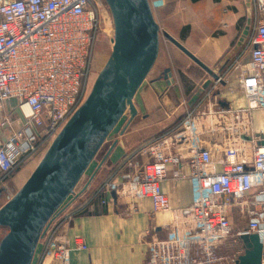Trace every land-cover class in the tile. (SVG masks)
<instances>
[{"label":"built area","instance_id":"obj_1","mask_svg":"<svg viewBox=\"0 0 264 264\" xmlns=\"http://www.w3.org/2000/svg\"><path fill=\"white\" fill-rule=\"evenodd\" d=\"M95 2L0 0V129L9 132L0 145V177L49 145L82 105L100 28ZM252 3L250 62L234 66L238 71L236 90L246 99L248 114L264 111V0ZM221 82L222 77L217 76L213 85ZM221 113L228 115L230 126L225 128L227 146L219 155L214 156L203 140L214 132L201 127L199 118L206 112H198L195 118L188 110L178 128L138 149L148 161L141 165L134 156L125 157L97 190L94 197L103 206L126 199V216L135 214L137 203L145 199L151 202L153 214L171 215L165 238H153L146 244L145 264H235L243 252L241 236L254 234L262 239L264 138L250 130L249 149L243 143L235 144L246 136L243 112ZM184 157L190 200L185 207L172 210L162 183L169 168ZM172 178L183 176L175 171ZM233 209L248 220L241 230L232 227ZM147 236V231L139 233L140 238ZM228 241L240 248L220 256L218 247ZM74 247L86 249L79 238ZM71 250L67 241L52 234L42 264H69Z\"/></svg>","mask_w":264,"mask_h":264},{"label":"crops","instance_id":"obj_2","mask_svg":"<svg viewBox=\"0 0 264 264\" xmlns=\"http://www.w3.org/2000/svg\"><path fill=\"white\" fill-rule=\"evenodd\" d=\"M148 3L158 27L157 36L148 40L143 48L144 56L153 54L152 65L144 79L137 83L114 126L90 142L89 148L94 155L86 169L92 167V176L78 191L73 190L72 199H65L67 202L64 200L43 222L27 264L44 262L45 246L52 234L71 246L69 264H145L146 244L153 238H165L171 215L153 214L151 202L145 199L137 203L135 214L126 216L129 205L126 199L103 206L98 196H94L101 184L116 173L125 157L134 156L141 165L148 161L137 152L138 149L178 128L188 110L193 111L195 118H198V112H206L199 120L203 130H214L203 138L214 156L227 146L225 128L230 124L228 115L222 111L243 112L246 136L244 134L235 144L243 143L249 149L250 130L264 136V121H259L256 116L257 112L264 111L251 114L245 111L247 101L236 90L238 71L234 69L236 63L248 66L250 62L249 38L254 23L252 0H148ZM142 25L139 23L138 27ZM100 27L102 33L95 50L104 59L99 69L91 61L89 75L93 82L88 92L85 91L84 99L91 94L115 47V25L113 30H107L100 18ZM181 48L192 54L201 66ZM206 76L210 83L203 88ZM214 76L222 77V82L216 86L213 85ZM201 84L203 91L192 101ZM13 105L12 102L10 107ZM24 111L28 113L26 109ZM8 133V130L0 129V145ZM40 161L24 183L20 179V168L1 176L0 196L5 192L6 200L0 204V211L23 189ZM175 171L183 178L174 181L172 174ZM187 174L184 157L179 165L169 168L167 180L162 183L172 210L189 203ZM103 197L107 198V195ZM235 212L239 213L233 209L232 217ZM3 226L0 228L6 233L0 242L8 233L7 227ZM142 231H147L148 236L140 238ZM77 238L83 242L85 250L75 249ZM235 248L237 246L228 241L219 246L217 252L220 256H228ZM16 251L1 255L0 264H20Z\"/></svg>","mask_w":264,"mask_h":264},{"label":"water","instance_id":"obj_3","mask_svg":"<svg viewBox=\"0 0 264 264\" xmlns=\"http://www.w3.org/2000/svg\"><path fill=\"white\" fill-rule=\"evenodd\" d=\"M118 6L127 12L115 18L114 51L85 105L75 112L64 132L72 141V150L68 151L71 157L60 159L57 156L63 149L61 135H57L47 156L40 161L23 189L0 211V225L8 229L0 242V257L17 250V261L27 264L41 225L73 193L78 174L94 155L89 148L90 142L114 126L137 83L144 79L152 65L153 54L143 55L144 45L157 36L158 31L148 0H121ZM139 23L142 27H138ZM181 50L201 66L192 54ZM209 83L205 82L203 88ZM203 88L194 94L192 101L199 97ZM260 138L264 136L260 134ZM239 240L243 252L235 264H264V235L262 239L254 234L243 235Z\"/></svg>","mask_w":264,"mask_h":264},{"label":"rangeland","instance_id":"obj_4","mask_svg":"<svg viewBox=\"0 0 264 264\" xmlns=\"http://www.w3.org/2000/svg\"><path fill=\"white\" fill-rule=\"evenodd\" d=\"M119 1H121V0H97V2H96V6H97L98 12L100 14V18L103 20L104 27H106L107 30H110V31L113 30V24L115 22V18L120 17L121 13H123V12H127V10H122L118 6ZM136 6H137V4H136ZM134 8H136V7H134ZM128 9L130 12L133 11V9H130V8H128ZM101 33H102V29L100 27L98 32H97V39H96V42H95V45L93 48V53H92V64L93 63L96 64L97 69H99V67L101 66L103 59H104V57H102V56L99 57L98 54L96 53V50H95V47H96L97 42H98V37H99V35H101ZM107 51L109 53V50H107ZM205 81H208L207 76L205 78ZM92 82H93V80L90 79V75H89L85 91L88 92V89L91 87ZM202 86H203V84H201L199 86V88L201 89ZM87 98L84 99V101H83L82 105L79 107V109L85 105ZM74 114L62 126L60 132L57 134V135H61L62 148H63V149H60L59 153L57 154V156H59L60 159H63V158L66 159L67 157H71V154L68 151L72 150V141H70L68 138H66V133H64V132L67 128H69V123L73 119ZM256 116H257L259 121H264V112H257ZM52 142L49 144V146L52 144ZM49 148L50 147L46 146L45 148L41 149L39 152H37V153L33 154L32 156H29L28 158L23 160V162H26L28 160L26 163L23 164V162H22L19 164L18 169L20 168L19 172H20V179H21L22 183H24L27 180V178L30 176L31 172L34 170L35 166L38 164L40 159L42 160L44 158V156H47ZM76 163H77V161H76ZM76 163H75V165H76ZM75 168H76V166H75ZM51 170L53 171V169H51ZM91 170H92V167L87 168V169L85 168L83 170V172L78 174V176H77V178L73 184V190L75 189L76 191H78L83 185H85V183L87 182V179H89L90 176H92V174H93V173H91L92 172ZM10 188H11V186H10ZM70 195H68L69 197L67 196V198H66L67 201L72 199V197ZM5 200H6V193L3 192V194L0 196V204H2ZM66 200L64 203L67 202ZM247 222H248V220L244 217H241V215H239L238 212H235L233 217L231 216V223H232V227L234 230L243 229L247 225ZM5 233H6V230L0 228V240L5 235ZM237 248H240V246H238Z\"/></svg>","mask_w":264,"mask_h":264}]
</instances>
